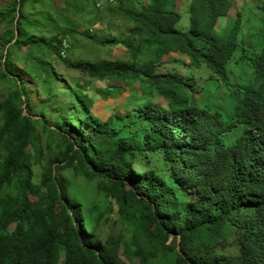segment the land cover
I'll return each instance as SVG.
<instances>
[{
	"label": "trees",
	"instance_id": "1",
	"mask_svg": "<svg viewBox=\"0 0 264 264\" xmlns=\"http://www.w3.org/2000/svg\"><path fill=\"white\" fill-rule=\"evenodd\" d=\"M102 1L43 0L30 12L37 1L17 0L0 13L12 27L0 36V264H264V0L248 29L256 46L244 45L245 16L218 23L231 0L179 11L180 0ZM119 21L132 27L112 34ZM96 25L110 37L90 33ZM76 36L129 56L63 58ZM170 54L188 64L163 62ZM237 59L253 80L229 93ZM56 62L106 82L97 94H129L125 109L102 120L97 96L67 86Z\"/></svg>",
	"mask_w": 264,
	"mask_h": 264
},
{
	"label": "rangeland",
	"instance_id": "2",
	"mask_svg": "<svg viewBox=\"0 0 264 264\" xmlns=\"http://www.w3.org/2000/svg\"><path fill=\"white\" fill-rule=\"evenodd\" d=\"M17 0H0V13H4L7 14L11 8L12 5L14 4V2ZM36 5L34 10H30L28 9V11L30 12H39L40 8H41V1L43 0H35ZM232 3V10L235 8H237L238 13L239 10H241L244 13V28L250 29H254L256 27H259V22L255 21L256 19H260L261 17V13L260 10L257 9V7L259 6V4H261V1L263 0H231ZM100 6H98V8L104 6L107 4V0H103L102 2H100ZM184 4V0H180L178 2V4L176 5L175 8H177V10H181ZM60 5V4H59ZM97 8V6H96ZM236 13V11H235ZM235 13L231 15L230 19L225 20V18L221 21H218V23H221V25L224 26H228V24L231 23V19H235ZM257 15V16H256ZM184 18L186 19L185 14H183ZM88 16L83 18L78 17V22L81 23V25L79 26V33H85L86 31H88L89 26L87 24L88 22ZM249 19H252V21L249 24ZM2 16L0 17V36H2L5 32H9L12 27L10 26H6V25H2ZM231 25H233V23H231ZM132 27L131 24L125 26L121 21H119L117 23V26L114 27V29H112V34L116 33L119 34L121 32H128L129 29ZM224 32H227L226 28H223ZM222 29V30H223ZM244 31L243 34L246 37V40L244 41V45L248 46H256L254 39H253V35L255 34L254 31L252 30H248V31ZM251 31V32H249ZM219 33L221 32L220 30L218 31ZM217 32V33H218ZM92 34H97L101 39H107L110 37V32H108V30L106 29V27L102 26V25H96L93 28V31L90 32ZM95 34V35H96ZM221 34L223 35V32H221ZM232 34V33H230ZM234 35V34H233ZM77 37V38H76ZM75 38L78 39L77 41H75V38H69V39H65L64 41V45L65 48L64 49H70V47H73L71 44L75 42L76 47L74 48V50H72L73 52H64L63 53V58H67L70 60H84V61H112V60H116V59H122V60H126L129 56L127 50L123 49L122 47H117V46H100L99 44L94 43L93 41H88L84 38H82L81 36H76ZM234 39L236 40V42L239 41V39L236 37V35H234ZM261 40V39H260ZM259 40V41H260ZM258 42V41H257ZM256 42V43H257ZM247 52V51H246ZM24 53L25 50L19 52V56H17V60L15 61L18 65L19 68L21 67L20 65V61L24 58ZM2 55V49L0 48V58ZM248 55L250 57L255 58L252 54ZM239 56V55H238ZM186 62L188 64V59L185 55H175V54H170L168 56H165L163 58V62H168V61H172V59H179ZM252 58V59H253ZM2 62V60H0V63ZM1 65V64H0ZM177 69V73H180V75L183 76H192V77H196L198 76L197 74H191L189 72L186 71L187 67H181V66H175ZM172 69V66H165V70L168 69ZM54 69L56 70L57 74L60 75L67 83L68 85H72V86H76V85H81L83 87H85L86 89H88L90 91L91 94L96 95L98 101L95 104V108L93 109V112L95 115H97L98 117H100L102 120H107L109 117H111L113 114H115L116 112H121L125 109L126 104L128 103V98L129 94H125L124 96L118 97L116 99H114L111 96H108L107 94H105L103 91L100 94H97L98 89H106V82H99L97 79H92L90 78L87 73H83V72H76L73 70H70L66 67V65L62 62H56L54 64ZM253 71L254 69L252 67H250L249 65H247V61L243 60L240 61L237 59L236 64H233V67H231L229 69V76H230V83L229 82H225L226 86H228L230 88L229 93L231 92H235V90L241 86L242 84L247 85L249 80H253ZM205 77V75H204ZM70 83V84H69ZM251 83H249L245 88L248 90V86H250ZM119 86L123 85L121 83L118 84ZM242 85V86H243ZM137 88V87H135ZM2 92H6L4 89V86L2 84V82H0V94ZM240 92H243V90H241ZM200 95H198L197 97H199ZM134 97V96H133ZM34 99L36 102H41L42 98L41 95L38 91L35 92L34 94ZM161 103L163 105H165V102L161 101ZM51 125V123H50ZM42 146L43 148H46V144L43 141L42 142ZM54 150H56V147L54 146ZM79 182H82L79 179ZM109 202V200L107 199H103L100 202V206H107L106 204ZM106 216H109L110 218L114 217V214L111 212L110 208L107 207L106 211H105ZM119 228V226H118ZM120 229V228H119ZM114 234H118L117 232H115ZM122 258L126 259L125 254L121 253Z\"/></svg>",
	"mask_w": 264,
	"mask_h": 264
},
{
	"label": "clouds",
	"instance_id": "3",
	"mask_svg": "<svg viewBox=\"0 0 264 264\" xmlns=\"http://www.w3.org/2000/svg\"><path fill=\"white\" fill-rule=\"evenodd\" d=\"M241 10H243V9H241ZM241 10H239V12H240V14L242 15V16H244V10H243V12L241 11ZM235 11H236V13L238 12V10H237V8H234L233 10H232V6H231V10H230V12H229V14H228V17L230 18L231 17V15L232 14H234L235 13ZM236 13H235V16H236ZM262 15H261V17H260V19H262ZM235 18V17H234ZM225 27V26H224ZM242 93H245V89H243V92ZM262 126L264 127V119L262 120Z\"/></svg>",
	"mask_w": 264,
	"mask_h": 264
}]
</instances>
